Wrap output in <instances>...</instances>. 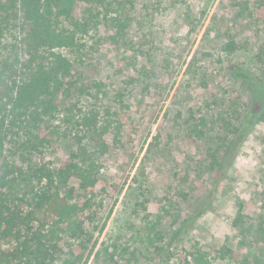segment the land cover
I'll list each match as a JSON object with an SVG mask.
<instances>
[{"label": "rangeland", "instance_id": "374dc122", "mask_svg": "<svg viewBox=\"0 0 264 264\" xmlns=\"http://www.w3.org/2000/svg\"><path fill=\"white\" fill-rule=\"evenodd\" d=\"M103 1L112 4L111 17L129 20L125 33L117 36L101 20L80 52L60 50L74 61L80 84L102 85L92 88V102L116 113L107 120L120 126L105 137L107 151L98 158L102 205L86 225L100 257L87 264H192L197 253L214 264H264V122L223 177L208 169V154L221 161L233 139L225 122L238 126L250 107V91L230 66L264 78V2ZM84 7L77 5V19ZM229 40L236 49L226 53ZM56 101L62 111L74 102L61 95ZM75 149L60 139L44 160L58 165ZM199 207L206 210L172 240ZM146 218L159 221L163 242L145 243ZM223 247L231 257L221 258Z\"/></svg>", "mask_w": 264, "mask_h": 264}, {"label": "trees", "instance_id": "16d2710c", "mask_svg": "<svg viewBox=\"0 0 264 264\" xmlns=\"http://www.w3.org/2000/svg\"><path fill=\"white\" fill-rule=\"evenodd\" d=\"M80 3L85 4L84 13L77 19ZM111 7L103 0H0V264H87L92 255L100 257L86 222L92 224L95 207L102 205L96 187L98 158L107 151L105 137L120 126L107 120L116 113L92 102L98 99L92 88L100 91L102 85L80 84L74 61L60 50L80 52L101 20L112 23L122 36L129 20L111 17ZM223 49L233 52L235 42L229 40ZM230 74L248 87L250 107L238 126L225 122L233 139L221 161L208 154V169L221 171V177L254 126L264 122V78L237 66H230ZM58 95L74 102L62 111ZM60 139L72 140L76 149L58 165L45 161ZM213 194L214 189L209 196ZM201 207L181 223L172 240L206 210ZM145 221V243L163 242L159 221ZM64 241L71 246L66 251ZM218 254L227 258L232 252L223 247ZM109 257L113 262L112 253ZM192 259V264H214L199 253Z\"/></svg>", "mask_w": 264, "mask_h": 264}]
</instances>
